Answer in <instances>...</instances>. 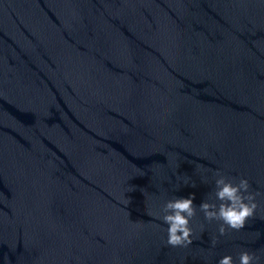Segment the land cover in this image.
Instances as JSON below:
<instances>
[{"label": "water", "instance_id": "95a60500", "mask_svg": "<svg viewBox=\"0 0 264 264\" xmlns=\"http://www.w3.org/2000/svg\"><path fill=\"white\" fill-rule=\"evenodd\" d=\"M221 175L257 203L224 235L199 208ZM189 193L173 247L159 217ZM245 250L264 264V0H0V264Z\"/></svg>", "mask_w": 264, "mask_h": 264}, {"label": "clouds", "instance_id": "9594fccd", "mask_svg": "<svg viewBox=\"0 0 264 264\" xmlns=\"http://www.w3.org/2000/svg\"><path fill=\"white\" fill-rule=\"evenodd\" d=\"M187 183V180H185ZM215 198L220 203L202 201L199 204L205 219L220 220V235H224L227 228L242 229L247 218L254 215L257 208L255 194L249 192V182L241 178L238 183L219 176L215 180ZM195 193H189L186 197H177L167 200L162 208V216L159 217L167 225V243L173 247L187 246L192 243V228L190 221L195 215ZM215 244V241H213ZM258 259L248 251H242L239 256V264H255ZM218 264H234L231 255H224L218 260Z\"/></svg>", "mask_w": 264, "mask_h": 264}]
</instances>
